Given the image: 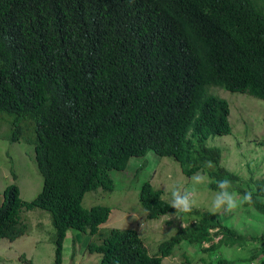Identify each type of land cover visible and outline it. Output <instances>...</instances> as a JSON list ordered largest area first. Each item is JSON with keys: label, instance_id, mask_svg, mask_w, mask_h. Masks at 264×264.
Masks as SVG:
<instances>
[{"label": "trees", "instance_id": "1", "mask_svg": "<svg viewBox=\"0 0 264 264\" xmlns=\"http://www.w3.org/2000/svg\"><path fill=\"white\" fill-rule=\"evenodd\" d=\"M219 87L264 100V0H0V137L34 146L43 177L30 201L19 184L5 188L0 238L23 236V211L40 208L55 229L56 264L70 229L99 237L88 244L99 264H166L183 244L209 257L220 249L218 260L201 259L230 264L221 247H245L248 235L218 213L192 207L188 224L151 251L136 229L103 226L110 206L84 204L87 193L114 189V170L152 151L188 176L208 171L212 189L227 178L230 190L251 193L244 204L263 227L251 239L264 251V179L244 185L208 144L233 131ZM140 202L151 219L177 212L150 181Z\"/></svg>", "mask_w": 264, "mask_h": 264}, {"label": "rangeland", "instance_id": "2", "mask_svg": "<svg viewBox=\"0 0 264 264\" xmlns=\"http://www.w3.org/2000/svg\"><path fill=\"white\" fill-rule=\"evenodd\" d=\"M212 90L229 101L233 131L224 136L210 135L208 144L223 149L222 164L230 171L237 172L243 178L244 185L253 178L264 179V100L221 87ZM7 119L6 115L0 113V126ZM130 163L126 171L114 170L116 183L113 191L99 189L87 193L84 204L89 207L97 204L110 206V217L103 226L107 229H136L151 251H157L161 241L177 234L178 229L188 222L184 220L185 213L179 212L151 219L140 202V189L145 181L163 189L166 200H170L171 191L177 186L189 188L195 202L193 207L203 210L210 209L218 191L210 188L212 179L208 171H199L206 176V180L203 184L193 185L192 176L186 175L180 163L172 157H161L150 151L145 157H133ZM12 183L19 184L22 198L30 201L42 189L43 177L36 163L34 146L32 148L28 143L11 141L9 136H3L0 137V205L4 201L5 188ZM233 190L242 196L238 188ZM87 198L92 205L87 204ZM215 213L219 214L222 222L248 235L245 247H221L228 262L264 264L261 241L251 239L263 229L257 223L260 216L256 209L242 204L231 212L221 208ZM22 219L27 225V232L23 236L14 241L0 238V264H56L55 229L50 214L40 208L24 210ZM90 241L100 242L98 236L79 235L76 230L70 229L65 238L61 264H99L102 255L88 250ZM181 246L176 248L173 255L165 257L166 264H188L184 252L194 258L195 264H206L201 258H212L214 261L220 258V249L209 257V253L199 251L196 245ZM257 253L260 256L251 261V256Z\"/></svg>", "mask_w": 264, "mask_h": 264}, {"label": "clouds", "instance_id": "3", "mask_svg": "<svg viewBox=\"0 0 264 264\" xmlns=\"http://www.w3.org/2000/svg\"><path fill=\"white\" fill-rule=\"evenodd\" d=\"M222 161H223V158H222ZM205 167L209 169L212 168L213 167L212 162L205 161ZM126 170H123V171H126ZM115 171H119V170H115ZM113 179L115 180V183H116V179L114 177ZM191 180H192L193 185L203 184L206 180V176L201 174L200 172H197L192 175ZM215 183H216V187L218 191L216 192L214 198L211 201V207L209 209L210 211L215 212L216 210H219L222 208L225 212H231L233 209L237 208L239 205H242L245 202L251 201V193L245 192L241 196L236 191L230 190L232 187V184L229 179L227 178L218 179L215 181ZM140 192H141V189H140ZM192 194L193 193L189 188H186V187L182 188L180 186H177L171 191L170 205L174 207L179 213H188L192 210V207L194 206V203H195L194 200L192 199ZM105 206H108V205H105ZM171 214H174V213H171Z\"/></svg>", "mask_w": 264, "mask_h": 264}]
</instances>
